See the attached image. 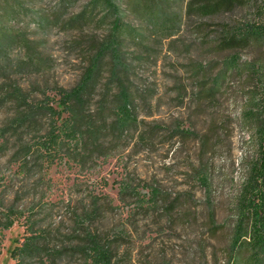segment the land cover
<instances>
[{
	"label": "rangeland",
	"instance_id": "rangeland-1",
	"mask_svg": "<svg viewBox=\"0 0 264 264\" xmlns=\"http://www.w3.org/2000/svg\"><path fill=\"white\" fill-rule=\"evenodd\" d=\"M212 1L117 0L122 20L137 31L123 54L131 64L138 123L123 135H111L100 147L71 142L43 171L35 167L38 156L25 168L12 160V149L0 152V192L9 186L4 202L17 198L37 229L53 232L51 247L68 244L72 213H82L97 197L103 213L93 228L112 243L114 264L247 263L243 240L249 227L239 228L238 204L262 142L264 28L262 39L246 46L224 49L220 40L227 26H264V2L239 0L203 10ZM55 2L35 0L33 6L49 9ZM25 24L14 28L35 44L41 37ZM94 33L102 37L90 29L54 28L29 73L18 77L21 86L33 97L42 99L45 92L52 99L55 84L74 85ZM26 51L21 46L13 55ZM100 94L88 111L95 120L101 117ZM12 114L13 105L0 107V145ZM42 134L24 133L23 144H37ZM25 220L0 228V264H15L11 252ZM238 230L242 245L235 248ZM64 264L83 263L67 258Z\"/></svg>",
	"mask_w": 264,
	"mask_h": 264
},
{
	"label": "trees",
	"instance_id": "trees-1",
	"mask_svg": "<svg viewBox=\"0 0 264 264\" xmlns=\"http://www.w3.org/2000/svg\"><path fill=\"white\" fill-rule=\"evenodd\" d=\"M35 0H0V107L13 105V114L1 128L3 144L0 152L9 149L14 161L27 167L29 159L38 156V167L43 171L61 153L67 144L78 142L88 146L99 145L111 135L124 134L138 123L137 106L131 84V64L124 57L126 41L137 31L122 20L117 0H56L49 9L35 8ZM43 2L44 0H39ZM156 3V0H152ZM239 0H213L203 10L218 11L226 4ZM264 2V0H263ZM77 9V10H76ZM159 10V8H158ZM264 11V3L263 9ZM151 12H157V9ZM25 20V22H24ZM17 23L34 25L40 40L32 44L21 38L14 26ZM92 30L94 37L83 50L84 67L79 79L70 87L55 84L54 98L45 92L43 98L22 87L18 77L29 73L51 31ZM264 26H244L223 29L220 44L224 49L246 46L263 37ZM21 40V41H20ZM27 50L22 57H14L16 48ZM46 62V60L44 59ZM100 92L95 120L88 111L93 98ZM111 120V122H109ZM42 128L38 130V127ZM34 130L44 133L37 144H23L22 135ZM262 142L260 153L252 165L239 198L240 225L249 230L243 245L250 252L246 264H263L264 261V124L260 126ZM24 171V170H23ZM9 186L0 192V228L10 229L25 218V231L11 252L15 264H64L65 259L80 260L83 264H114V248L93 223L103 213L96 197L82 212L72 213L74 229L68 244L52 243L53 232L37 229L32 217L19 210L15 202H4ZM54 236L58 239L61 232ZM236 232L233 247H241V236ZM59 241V240H58ZM241 241V242H240ZM44 255H46L44 260ZM40 259V260H38ZM38 260V262H37ZM40 261V262H39Z\"/></svg>",
	"mask_w": 264,
	"mask_h": 264
}]
</instances>
